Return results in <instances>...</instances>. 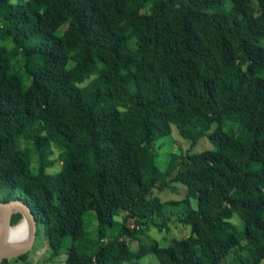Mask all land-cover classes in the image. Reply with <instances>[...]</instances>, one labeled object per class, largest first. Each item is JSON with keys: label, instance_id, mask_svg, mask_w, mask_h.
Segmentation results:
<instances>
[{"label": "trees", "instance_id": "trees-1", "mask_svg": "<svg viewBox=\"0 0 264 264\" xmlns=\"http://www.w3.org/2000/svg\"><path fill=\"white\" fill-rule=\"evenodd\" d=\"M173 126L213 149L174 153L162 171L156 144ZM176 184L183 200L155 195ZM16 199L48 262L262 264L264 0H0V201ZM175 218L190 236L132 250Z\"/></svg>", "mask_w": 264, "mask_h": 264}, {"label": "rangeland", "instance_id": "rangeland-1", "mask_svg": "<svg viewBox=\"0 0 264 264\" xmlns=\"http://www.w3.org/2000/svg\"><path fill=\"white\" fill-rule=\"evenodd\" d=\"M150 5L151 4H149L147 7H149ZM143 12H145V10ZM29 84H30V81L28 79L24 80L25 89L29 86ZM235 126L237 127V125L229 122L225 129L226 131H229L232 129V127H235ZM215 127L216 126H214V128ZM208 149H213V145L207 138L201 139L196 147L191 148L190 144L181 137L177 127L173 126L172 134L168 137L162 138L161 140H159V142H157L156 144V157L157 158L156 159H157L159 168L162 171H165L167 169V166H168V163L170 161L172 154L174 153L178 154L181 152L185 153L189 150H191V153H201ZM59 155H60V152L56 150L55 154L52 156V159L55 160L56 163L53 168L49 169L51 173H55L57 171L59 172V170H61L60 169L61 163L58 160ZM174 186L177 188L176 191H173L172 189L165 190L164 192H161V193L156 191L155 195L158 196L164 202L170 201V200H174V201L183 200L185 198L187 188L183 186L182 184H176ZM192 207L194 211L197 210V207H198L197 200L192 201ZM84 220L88 226L89 231L96 232L98 228V221H97V218L94 212H89L85 216ZM115 220H116V225L109 232V234L111 236L117 237L122 232L121 222L123 221V219H122V216H119ZM234 222H236L237 224H240L241 221H239V219L237 218V220H235ZM170 226H171L170 232H167L165 230L160 231L159 229L153 226H149L144 231V233L139 236L138 240L131 242L130 245H131L132 250L137 251L140 243L150 244L151 241L153 240H157L161 243L163 247H167L171 244L173 240H182V239L187 238L191 234V228L189 226H183L179 224L176 218L173 220ZM129 227L131 229L137 228L134 222H130ZM241 228L247 230L249 233H252L255 229V222L242 225ZM126 239L127 241H130V239L128 238ZM48 250L49 248H48L44 229L39 228L34 248L28 254L29 255L28 262L25 264H64L65 255H62L61 259H59L56 262H48V258H49ZM244 254L246 255L247 253L244 252ZM17 264H22V263L20 262ZM132 264H160V263L158 259L156 258V256L151 255L144 261H141L138 263H132ZM262 264H264V262Z\"/></svg>", "mask_w": 264, "mask_h": 264}, {"label": "water", "instance_id": "water-1", "mask_svg": "<svg viewBox=\"0 0 264 264\" xmlns=\"http://www.w3.org/2000/svg\"><path fill=\"white\" fill-rule=\"evenodd\" d=\"M17 214H20L22 218L13 225V218ZM0 216V264H2L6 260L27 255L33 250L39 225L31 207L21 199L0 201ZM22 225L27 228V239L24 243L14 239L12 235V230Z\"/></svg>", "mask_w": 264, "mask_h": 264}, {"label": "bare ground", "instance_id": "bare-ground-1", "mask_svg": "<svg viewBox=\"0 0 264 264\" xmlns=\"http://www.w3.org/2000/svg\"><path fill=\"white\" fill-rule=\"evenodd\" d=\"M0 223H1V216H0ZM12 235L14 239L20 240L21 242H25L27 239V228L25 225L20 227H15L12 230Z\"/></svg>", "mask_w": 264, "mask_h": 264}]
</instances>
